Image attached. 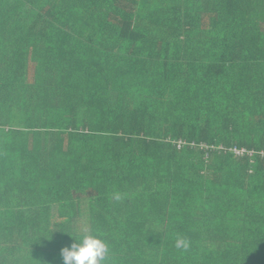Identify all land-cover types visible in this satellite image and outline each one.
Listing matches in <instances>:
<instances>
[{
    "label": "trees",
    "instance_id": "trees-1",
    "mask_svg": "<svg viewBox=\"0 0 264 264\" xmlns=\"http://www.w3.org/2000/svg\"><path fill=\"white\" fill-rule=\"evenodd\" d=\"M85 235L264 264V0H0V264Z\"/></svg>",
    "mask_w": 264,
    "mask_h": 264
},
{
    "label": "clouds",
    "instance_id": "clouds-1",
    "mask_svg": "<svg viewBox=\"0 0 264 264\" xmlns=\"http://www.w3.org/2000/svg\"><path fill=\"white\" fill-rule=\"evenodd\" d=\"M68 247L61 249L63 264H106L109 246L96 235H85ZM189 243L185 239H178L177 248L187 249Z\"/></svg>",
    "mask_w": 264,
    "mask_h": 264
},
{
    "label": "built area",
    "instance_id": "built-area-1",
    "mask_svg": "<svg viewBox=\"0 0 264 264\" xmlns=\"http://www.w3.org/2000/svg\"><path fill=\"white\" fill-rule=\"evenodd\" d=\"M241 152H243V151H241Z\"/></svg>",
    "mask_w": 264,
    "mask_h": 264
}]
</instances>
